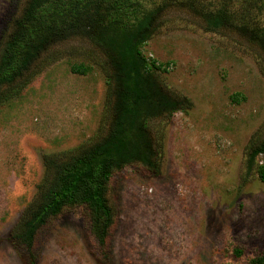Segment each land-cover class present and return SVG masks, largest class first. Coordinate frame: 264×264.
I'll use <instances>...</instances> for the list:
<instances>
[{
  "label": "rangeland",
  "instance_id": "1",
  "mask_svg": "<svg viewBox=\"0 0 264 264\" xmlns=\"http://www.w3.org/2000/svg\"><path fill=\"white\" fill-rule=\"evenodd\" d=\"M26 1L0 0V42ZM142 53L193 108L151 125L163 144L159 176L140 166L115 174L118 219L106 253L85 207L51 219L31 252L16 242L46 178V157L76 151L108 126L102 51L83 38L58 44L27 86L0 103V264L264 260V183L247 165L249 147L264 137V51L239 32H206L198 16L175 10Z\"/></svg>",
  "mask_w": 264,
  "mask_h": 264
},
{
  "label": "trees",
  "instance_id": "2",
  "mask_svg": "<svg viewBox=\"0 0 264 264\" xmlns=\"http://www.w3.org/2000/svg\"><path fill=\"white\" fill-rule=\"evenodd\" d=\"M175 10L198 16L206 32H239L264 51V0H27L0 42V103L27 86L47 51L70 39H87L102 51L109 73V122L104 133L76 151L46 157V178L16 238L28 251L51 219L85 207L91 230L106 253L118 219L110 199L115 174L140 166L159 176L163 144L151 125L187 113L193 104L161 82L159 69L143 55L142 47ZM247 165L264 183V137L249 147Z\"/></svg>",
  "mask_w": 264,
  "mask_h": 264
}]
</instances>
